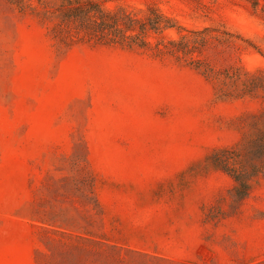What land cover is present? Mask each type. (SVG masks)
<instances>
[{"label": "rangeland", "instance_id": "obj_1", "mask_svg": "<svg viewBox=\"0 0 264 264\" xmlns=\"http://www.w3.org/2000/svg\"><path fill=\"white\" fill-rule=\"evenodd\" d=\"M103 1L175 26L105 44L56 0H0V264H264V174L241 198L211 160L248 168L260 102L217 99L196 68L264 71V0Z\"/></svg>", "mask_w": 264, "mask_h": 264}, {"label": "trees", "instance_id": "obj_2", "mask_svg": "<svg viewBox=\"0 0 264 264\" xmlns=\"http://www.w3.org/2000/svg\"><path fill=\"white\" fill-rule=\"evenodd\" d=\"M21 1L11 0L14 4ZM252 1L253 5L257 7L261 5L262 0ZM103 2V0H56L54 13H57L63 21L76 24L80 32L90 40L128 47L145 48L149 44L146 40V34L149 30L157 31L162 27L172 28L175 26L172 20L157 13L144 23L125 17V15L110 14L104 9ZM138 24L139 27H137ZM213 31L210 28H205L194 32L191 38L183 36L181 42L172 41L171 47L165 46L164 52L176 54L182 51L185 55H189L193 49L200 50L207 46ZM196 68L213 80L220 83L223 81L222 86L217 87V99L251 98L260 102V111L251 121L252 138L247 140L248 153L251 157L248 168L238 165L239 154L236 151H221L211 158L218 168L234 179L236 182L235 192L238 197L243 198L250 191L251 178L264 174V71L247 75L227 72L221 79L210 69H204L202 65H198ZM224 83H227L226 86L223 85Z\"/></svg>", "mask_w": 264, "mask_h": 264}]
</instances>
